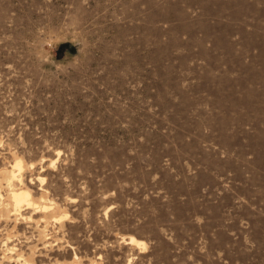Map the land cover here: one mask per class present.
<instances>
[{
  "label": "rangeland",
  "instance_id": "obj_1",
  "mask_svg": "<svg viewBox=\"0 0 264 264\" xmlns=\"http://www.w3.org/2000/svg\"><path fill=\"white\" fill-rule=\"evenodd\" d=\"M27 263L264 264V0H0V264Z\"/></svg>",
  "mask_w": 264,
  "mask_h": 264
},
{
  "label": "bare ground",
  "instance_id": "obj_2",
  "mask_svg": "<svg viewBox=\"0 0 264 264\" xmlns=\"http://www.w3.org/2000/svg\"><path fill=\"white\" fill-rule=\"evenodd\" d=\"M21 167H22L21 163L18 162L14 166L12 172L8 173L9 184L12 187L10 197H11L12 205L14 206L15 211H19V209L24 203L33 204L31 192L29 190L25 189L24 187H21V188L13 187V182L14 180L17 179L16 169L19 168V170H21ZM131 241L139 242L135 238H131ZM15 256L17 257L15 258V260H17L18 262L22 260L23 258L26 259L25 253L23 251L15 252Z\"/></svg>",
  "mask_w": 264,
  "mask_h": 264
},
{
  "label": "water",
  "instance_id": "obj_3",
  "mask_svg": "<svg viewBox=\"0 0 264 264\" xmlns=\"http://www.w3.org/2000/svg\"><path fill=\"white\" fill-rule=\"evenodd\" d=\"M66 47H68V44H65V45H62L60 47V51H63ZM71 51H74L75 50V47H70Z\"/></svg>",
  "mask_w": 264,
  "mask_h": 264
}]
</instances>
